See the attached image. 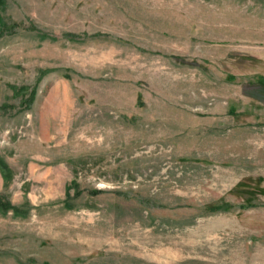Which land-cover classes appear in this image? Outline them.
<instances>
[{
  "label": "rangeland",
  "instance_id": "374dc122",
  "mask_svg": "<svg viewBox=\"0 0 264 264\" xmlns=\"http://www.w3.org/2000/svg\"><path fill=\"white\" fill-rule=\"evenodd\" d=\"M0 2V264H264V0Z\"/></svg>",
  "mask_w": 264,
  "mask_h": 264
},
{
  "label": "trees",
  "instance_id": "16d2710c",
  "mask_svg": "<svg viewBox=\"0 0 264 264\" xmlns=\"http://www.w3.org/2000/svg\"><path fill=\"white\" fill-rule=\"evenodd\" d=\"M1 3V2H0ZM0 172L2 174V177L6 181V184H9L13 179V170L10 168V166L0 157ZM4 207L6 208L5 203H1L0 201V208L4 210ZM231 207L229 204H225L224 206L217 205L214 207H211L210 210L212 211H226Z\"/></svg>",
  "mask_w": 264,
  "mask_h": 264
}]
</instances>
